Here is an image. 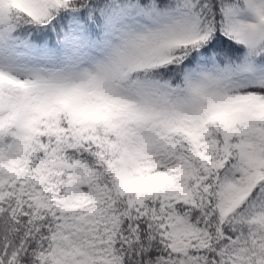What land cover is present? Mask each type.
Returning a JSON list of instances; mask_svg holds the SVG:
<instances>
[{
    "label": "snow or ice",
    "instance_id": "snow-or-ice-1",
    "mask_svg": "<svg viewBox=\"0 0 264 264\" xmlns=\"http://www.w3.org/2000/svg\"><path fill=\"white\" fill-rule=\"evenodd\" d=\"M0 264H264V0H0Z\"/></svg>",
    "mask_w": 264,
    "mask_h": 264
}]
</instances>
